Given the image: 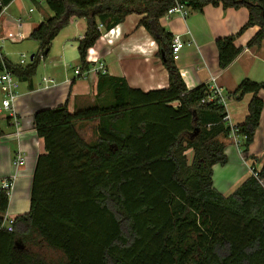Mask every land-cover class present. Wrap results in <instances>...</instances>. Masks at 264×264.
Here are the masks:
<instances>
[{
    "label": "trees",
    "instance_id": "trees-1",
    "mask_svg": "<svg viewBox=\"0 0 264 264\" xmlns=\"http://www.w3.org/2000/svg\"><path fill=\"white\" fill-rule=\"evenodd\" d=\"M12 0H0V13ZM52 15L29 33L46 57L70 18L86 20L78 39L81 70L92 66L88 50L129 14L157 43L168 73L165 88L142 91L125 79L98 73L94 103L69 112L67 105L38 109L36 135L45 152L36 160L27 213L1 228L0 264H264V162L229 195L213 187L212 166L226 163L230 126L225 107L202 102L207 84L188 89L171 53L173 36L160 23L176 3L248 9L234 34L216 40L219 68L239 54L244 29L264 39V0H42ZM45 50H48L45 53ZM38 54L27 66L0 56V70L20 81L35 74ZM264 81L243 79L233 94L251 93L245 119L233 125L245 153L259 125ZM97 120L86 140L79 123ZM1 135V134H0ZM191 150L189 160L187 151ZM254 161L256 158H254ZM9 194L0 188V214Z\"/></svg>",
    "mask_w": 264,
    "mask_h": 264
},
{
    "label": "crops",
    "instance_id": "crops-1",
    "mask_svg": "<svg viewBox=\"0 0 264 264\" xmlns=\"http://www.w3.org/2000/svg\"><path fill=\"white\" fill-rule=\"evenodd\" d=\"M14 1L16 0H12L0 13V36L11 41L23 39L25 35L22 27L29 24L24 23L25 16L19 15L15 20L12 18L11 11L8 13ZM188 10L189 13L185 17L172 14L160 19L161 25L172 36L179 35L182 42L174 63L188 89L200 84L209 86L216 83L221 86L226 97L225 111L228 121L233 125L241 123L247 115V106L252 94L247 93L238 99L233 91L245 78L255 82L264 81V39L258 46L247 45L259 30V26H250L236 37L234 44L240 47L241 51L230 64L220 69L216 40L236 34L248 19V9L245 7L223 8L221 5L209 4L200 10H192L189 7ZM143 16L129 14L123 22L109 31H105L99 23L102 35L89 51L91 57L97 58L104 64L106 73L124 78L131 88L142 91L165 88L168 85V73L162 64L157 43L144 27L139 25ZM71 26L80 27L79 39L85 32L86 20L71 17L68 25L61 30L63 31L62 62H65V47L68 41L74 38L67 32ZM12 27L16 31L13 32ZM35 27L36 25L33 24L29 29L27 27L26 35H29ZM19 34L21 35L18 36ZM3 54L2 56L5 55ZM57 63L54 60L50 66V75L42 76V78L50 77L54 80L48 89L43 88L42 79L38 85H35L34 76L29 82L21 81L26 82L27 85L26 90L18 92L14 105L16 118L10 117L7 113L5 127L0 126V183L14 175L13 186L9 192L8 208L0 214V217L8 215L15 218L27 213L30 207L33 171L38 156L45 152L43 140L36 135L34 129V112L64 103L68 111L73 112L76 108L90 105L95 101L97 74L89 71L67 77L64 71L61 73L57 67H54ZM211 78H215V81ZM2 95L4 98V94ZM259 96L263 101L260 121L246 152L242 153L230 137L231 141L229 140L226 144L224 152L226 163L212 166L213 187L225 196L232 193L252 174V168L258 169L264 162V90L259 92ZM79 124L86 140L95 138L94 128L97 120ZM87 128L90 130L88 138L85 135L88 133ZM21 150L26 161L24 165L16 167L15 155ZM253 157L256 158L255 161ZM260 183L264 187V178L260 180Z\"/></svg>",
    "mask_w": 264,
    "mask_h": 264
},
{
    "label": "rangeland",
    "instance_id": "rangeland-1",
    "mask_svg": "<svg viewBox=\"0 0 264 264\" xmlns=\"http://www.w3.org/2000/svg\"><path fill=\"white\" fill-rule=\"evenodd\" d=\"M31 8L33 11L31 13H27L28 9ZM11 11L12 18L15 20L19 15L25 16L24 17V23H29L27 25H24L22 27V31L24 33V38L21 40H10L5 39L2 43V54L10 61L20 64V61L23 60V63L20 64V66H27L28 63L31 60V55L38 54L36 57L39 59L35 74L33 77L34 84L38 85L39 82H41L42 76H48L50 75L51 68L53 61L55 60L57 65H54V67H57L59 72L63 73L65 72L67 77H73L76 76L74 74V70L76 68H80L78 58V50H77V42H78V34H81L80 27H74L71 26L67 30L71 35L70 37L74 38L72 40L68 41V45H66L65 50V62H62L61 60V54L63 55V31L59 32V34L54 38L52 41V44L50 46V50L46 57H43L39 55V45L37 41L30 39L29 35H26L27 27L31 26V24L38 26L40 22H42L44 19L48 17V15H51L52 12L48 9L47 5L42 0H16L11 3V7L8 10V13ZM26 13V14H25ZM23 24V23H20ZM65 30V29H64ZM12 31H16L14 27H12ZM31 31V30H30ZM76 34V36L74 35ZM103 64V63H102ZM65 65V66H64ZM104 65V64H103ZM105 67V66H104ZM2 73V70H0V74ZM14 80L16 81L17 88L16 91L21 92L23 90H26V82L18 81V79L13 75ZM43 82V81H42ZM3 92L0 87V126L1 128L5 127V116H7V112L2 107V99H3ZM86 138L90 136V130L89 128L86 129ZM94 137H91L90 140H93ZM187 156L189 160L191 159V152L187 153ZM12 197V196H11Z\"/></svg>",
    "mask_w": 264,
    "mask_h": 264
},
{
    "label": "built area",
    "instance_id": "built-area-1",
    "mask_svg": "<svg viewBox=\"0 0 264 264\" xmlns=\"http://www.w3.org/2000/svg\"><path fill=\"white\" fill-rule=\"evenodd\" d=\"M32 11L33 10L31 8H29L27 13H31ZM188 13H189V10H188L187 6H185L184 4H181V3H176L175 5L168 8V10L164 16L169 17L172 14H179L180 16L185 17L188 15ZM21 19L22 18H20V20ZM20 35L21 34H19L18 36H20ZM4 40L5 39L0 36V44ZM181 47H182V42H181L180 36L174 35L172 38V43H171V53H172L173 58L177 57V54H178ZM1 55L2 54H1V46H0V56ZM87 61L92 64V67H90V69L84 70V71L81 70L80 68H76L74 70L75 75L85 74V73H88L89 71H92L96 74L106 73L105 67L102 64V62L99 61L97 58L91 57V53L89 50H88V55H87ZM20 62L23 63V60H21ZM211 79L215 81V78H211ZM42 81L44 83L43 84L44 89H48L49 86L54 83V80L50 77H43ZM16 86H17V84L13 78V74L8 70L3 69L2 73L0 74V87H1V90L4 94V98L2 99V107L9 114V116L13 117V118H16L14 105H15L17 98H18ZM214 100L217 103H220L225 107L226 97L223 93L222 87L217 85L216 83L208 86L207 95L202 100V102H205V101L211 102ZM224 120H226L227 124H229V126H230V137L232 138L234 144L236 146H238V148L241 150V143H242L243 138L237 134L236 129L233 128V124H231L228 121L227 114H226ZM25 161H26V158H25V156L21 150L20 152H18L15 155L14 164L16 167H19V166L24 165ZM251 170H252V174H254L256 176V172L253 170V168ZM13 179H14V175L11 178H7V179L2 180V182L0 183V188L6 190V192H8V194H9V192L11 191L12 186H13ZM13 223H14V217L5 215L4 217H2L1 228L5 229L8 232H12Z\"/></svg>",
    "mask_w": 264,
    "mask_h": 264
},
{
    "label": "water",
    "instance_id": "water-1",
    "mask_svg": "<svg viewBox=\"0 0 264 264\" xmlns=\"http://www.w3.org/2000/svg\"><path fill=\"white\" fill-rule=\"evenodd\" d=\"M47 51H48V50H45V53H47ZM161 56H163V54H162ZM31 58H32V56H31Z\"/></svg>",
    "mask_w": 264,
    "mask_h": 264
}]
</instances>
